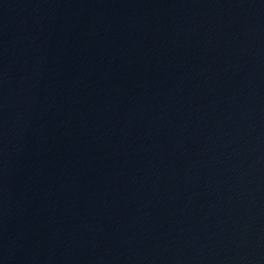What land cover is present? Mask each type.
Listing matches in <instances>:
<instances>
[{
    "label": "water",
    "instance_id": "95a60500",
    "mask_svg": "<svg viewBox=\"0 0 264 264\" xmlns=\"http://www.w3.org/2000/svg\"><path fill=\"white\" fill-rule=\"evenodd\" d=\"M0 264H264V0H0Z\"/></svg>",
    "mask_w": 264,
    "mask_h": 264
}]
</instances>
